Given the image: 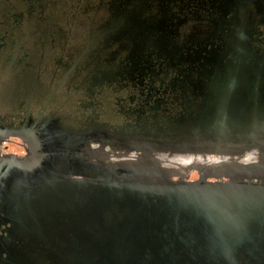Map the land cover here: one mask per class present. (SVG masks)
<instances>
[{
    "label": "flooded vegetation",
    "instance_id": "flooded-vegetation-1",
    "mask_svg": "<svg viewBox=\"0 0 264 264\" xmlns=\"http://www.w3.org/2000/svg\"><path fill=\"white\" fill-rule=\"evenodd\" d=\"M53 3L0 0V104L11 106L0 135L22 136L31 151L0 157V264H48L32 250H59L61 264H139L134 255L172 235L174 217L90 182L105 174L75 162L73 143L230 140L264 122V0H165L145 18L141 4L112 0L114 25L94 39L102 45L74 59L49 20ZM122 27L132 30L128 47ZM47 42L52 70L42 68ZM108 42L119 44L106 54ZM90 193L111 204L72 205Z\"/></svg>",
    "mask_w": 264,
    "mask_h": 264
},
{
    "label": "water",
    "instance_id": "water-1",
    "mask_svg": "<svg viewBox=\"0 0 264 264\" xmlns=\"http://www.w3.org/2000/svg\"><path fill=\"white\" fill-rule=\"evenodd\" d=\"M247 129V132L232 134L230 140L130 139L119 142H137L140 146L154 142L163 145L190 142L264 144V122L251 124ZM97 167L105 177L90 182L116 189L122 200L126 199V194L139 198L146 207H153L155 214L174 217L170 224L173 225V234L149 238V243L143 247L145 252L151 249L150 253L134 255L131 260L134 263L264 264V183L240 179L177 182L167 179L117 178L110 166L102 164ZM89 198L96 200L92 206L100 204L107 207L111 204L107 197L99 198L91 193L75 194L73 201L87 202ZM132 204L136 206V202ZM152 249L159 251V254L153 255Z\"/></svg>",
    "mask_w": 264,
    "mask_h": 264
},
{
    "label": "rangeland",
    "instance_id": "rangeland-1",
    "mask_svg": "<svg viewBox=\"0 0 264 264\" xmlns=\"http://www.w3.org/2000/svg\"><path fill=\"white\" fill-rule=\"evenodd\" d=\"M124 1V0H121ZM133 3L141 4L142 8L140 10L141 16L143 18L154 14L158 15L160 13V8L164 9L165 0H130ZM53 4L48 8L47 12L51 13L53 19L49 18L54 24L55 28L60 29L61 33L64 34L65 43H63V50L65 49L68 54L72 53V59L74 56L79 54L81 51L86 49L87 44L88 51L97 50V46L102 44H95L94 39L99 30L102 31V26L106 24V28L110 29L114 25V20H112L111 14L109 15V2L112 0H53ZM123 6H129L131 4H122ZM54 9H53V8ZM124 19L122 20V25H124ZM111 25V26H110ZM128 26V25H127ZM122 33L119 41L121 46L128 47L130 39L129 32L132 30L128 27H122ZM63 37V38H64ZM61 42V41H60ZM59 42L58 45L61 43ZM110 47L106 48L105 52L108 54L112 50H116L117 42L107 43ZM48 42L44 48V60L42 63V68L45 70L55 69V62L53 56V48H51ZM33 51L34 47H30ZM30 51V52H31ZM32 53V52H31ZM11 83V82H10ZM8 86L11 89L9 96H11L13 83ZM1 93V91H0ZM2 94V93H1ZM17 104V101L13 103V106ZM11 108L10 104H5L1 102L0 112H4ZM99 143L103 145H114L121 146L124 142L113 141L109 138H97L88 137L83 140H76L73 143L76 154L74 155V161L89 165V166H101L102 163L96 159V157L91 156L89 150L86 147H91L94 143ZM137 143V142H136ZM138 144H142L139 143ZM189 154H176L171 153L169 148H163L165 152H155L152 155V161L164 167L165 169L171 171L170 177L167 181H177V182H224L233 180H245L252 182L264 183V144L249 143V142H210V143H194L190 142ZM208 145H217L218 148L225 147L226 145H233L234 150H227L228 154H224L218 149L209 150L206 147ZM155 146H163L161 143H151L142 144L140 149L141 153L152 152L150 148ZM223 151V150H221ZM30 149L27 143L23 140V137L18 134H1L0 135V157H17L18 160L30 155ZM200 152V153H198ZM101 153L104 154L106 160L109 161H123V162H136L140 158H136V154L123 153V151H116L111 148H102ZM116 153V154H115ZM230 154V155H229ZM166 157V158H165ZM168 157V158H167ZM237 158V159H236ZM221 161L225 162V166L235 167L239 162H244L242 164L243 171L238 176H214L210 174L203 173L208 168L218 167L222 165ZM231 161V162H229ZM233 161V162H232ZM238 161V162H237ZM237 162V163H235ZM199 164V165H198ZM209 164V165H208ZM211 164V165H210ZM189 165V166H188ZM241 165V164H240ZM108 166V165H106ZM188 167V168H187ZM187 172L184 176L177 174H183L185 169ZM96 200L89 198L86 201L74 200V203H83L86 205L94 204ZM71 204V203H70ZM98 209V208H92ZM92 212L87 213L89 217ZM61 240V239H60ZM64 241V240H62ZM55 247L61 246V244L54 240ZM54 242H51L53 244ZM31 255L35 260H43L48 264H61L65 260V256L57 250V252H44L32 250ZM64 259V260H63Z\"/></svg>",
    "mask_w": 264,
    "mask_h": 264
},
{
    "label": "bare ground",
    "instance_id": "bare-ground-1",
    "mask_svg": "<svg viewBox=\"0 0 264 264\" xmlns=\"http://www.w3.org/2000/svg\"><path fill=\"white\" fill-rule=\"evenodd\" d=\"M122 144L123 145L121 146L120 145L114 146V145H103V144H99L96 142L91 147H86V149L89 150L88 153H90L91 156L96 157V159H98V161H100L103 165L110 166L113 169V174L115 177L132 178V179H147V180L167 179L168 177H170L171 174H176V173H171V171L153 162L151 160L153 153L165 152L163 148H169L170 151H172L171 153H176V154H183V153L189 154L188 151L190 150L189 144H175V145L155 146V147L150 148L152 152L141 153L140 151L139 152L136 151L137 149L141 148V146L137 145L136 143L124 142ZM102 148H111L116 151H123V153H127V154L128 153L136 154L137 156L136 158L139 157L140 160L136 162H123V161H113L112 162V161L106 160L105 157H103L104 154L101 153ZM206 148L209 150L218 149V151L224 154H228L227 150L235 149L233 145H226L225 147L222 146L220 148H218L217 145H213V146L208 145ZM222 162L223 161H221V163ZM237 164L238 165H236L235 167L228 168L225 166V162H223L222 165H219L218 167L208 168L203 173L214 175V176H221V175L238 176L243 171L242 164H245V163L239 162ZM187 168L185 169L183 174H177V175L184 176L187 172Z\"/></svg>",
    "mask_w": 264,
    "mask_h": 264
}]
</instances>
